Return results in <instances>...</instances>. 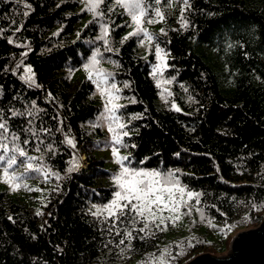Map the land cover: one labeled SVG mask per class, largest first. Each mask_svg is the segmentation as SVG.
Returning <instances> with one entry per match:
<instances>
[{
    "label": "trees",
    "instance_id": "1",
    "mask_svg": "<svg viewBox=\"0 0 264 264\" xmlns=\"http://www.w3.org/2000/svg\"><path fill=\"white\" fill-rule=\"evenodd\" d=\"M143 1L165 9L148 56L139 53V37L124 39L127 14L115 0L93 17L82 0H0V109L7 117L34 100L43 109L37 130H51L40 133L39 152L38 141L25 148L42 157L33 164L43 171L10 170L31 194L28 204L0 189V264H185L204 250L223 254L239 231L264 220V0H177L175 12L172 0ZM157 46L167 56L166 100L153 75ZM97 51L107 86L119 89L115 114L126 127L118 133L128 136L115 145L125 162L172 172L199 193V224L209 239L166 244L157 228L139 232L141 221L129 241L127 218L112 228L106 216L92 215L114 196V170L98 153L108 137L96 125L103 112L96 84L72 74ZM25 66L35 85L20 78ZM9 127L22 147L26 138L35 141L26 118H12ZM74 158L79 167L69 172Z\"/></svg>",
    "mask_w": 264,
    "mask_h": 264
},
{
    "label": "snow or ice",
    "instance_id": "2",
    "mask_svg": "<svg viewBox=\"0 0 264 264\" xmlns=\"http://www.w3.org/2000/svg\"><path fill=\"white\" fill-rule=\"evenodd\" d=\"M105 0H88L87 10L94 12L96 15H103V13H97L96 9L103 4ZM157 3L160 0H156ZM182 3L185 6H188V0H182ZM115 4L124 8L128 15L131 17L132 23L136 25L134 30L128 34L124 39H128L130 36H137L143 33V36L151 42L152 37L147 32V30L142 26L143 18L146 15V12L143 8V0H115ZM30 7V6H29ZM113 9L109 8V11ZM27 15V13H25ZM155 15L160 18L162 21L164 19L163 13L157 9ZM148 23L156 22L152 19L147 21ZM103 28L105 36L108 34V26L101 25ZM21 28L17 27L16 31H20ZM163 33V29L161 30ZM104 39V37H101ZM12 41L9 40V43ZM105 45L108 44L107 39H104ZM107 51H112L111 48H108ZM162 49L157 46L155 53L157 57L163 60L161 55ZM26 56L27 53H22ZM100 56L99 51L95 52L91 58L89 64H86L85 70L88 72V79L93 78V74L102 75V70L97 67L100 64V60L97 58ZM23 61L17 64V69L21 67ZM24 74L20 77L29 85H35L36 81L34 79V73L30 66H25L23 69ZM110 75V74H108ZM108 75H104V80L107 81ZM100 87V84H97ZM127 86V85H125ZM110 89H101V94L108 97L107 103L105 105L106 112L110 113V120L117 123V127L123 129L126 127L123 123H118L119 118L115 116V110L121 105L114 103V101L119 99V96L115 95L116 92H119V89L115 83L110 85ZM51 95V94H49ZM179 111V109H176ZM9 115L5 117L4 111L0 109V167L3 169V176L5 182L9 183L13 190H16L20 187L19 181L22 179L21 176H17L14 171V168L23 165L25 167V172L43 171V167H35L33 161L42 160V157L28 156L25 148L30 143L37 142L35 150L39 152L40 145H44V140L41 139L40 133L48 135L51 130L48 128H40L37 130L34 121L37 119L40 112L43 109H40L36 101H31V106L25 105V110H15L9 109ZM14 117H22L27 119V129L26 131L30 133L34 140L24 139L22 147L19 143L20 134L15 130L9 127V121ZM110 132L114 133L113 142L114 144H121V135L128 136V132L124 131L122 134H116V130L111 127L109 124ZM67 144L71 145L73 148L76 147L72 139L66 138ZM11 144V147L9 146ZM126 146V145H125ZM46 150L49 152H55V149L51 143L47 144ZM135 147V145H132ZM113 156L116 158L115 162L120 165L119 173L113 177V182L118 188L114 192V199H112L108 204L104 205L102 208H97L95 212L92 213L94 216L107 214L105 219L112 221V228H115L118 223H121L123 218H127L128 221L133 225L132 230H126L124 235L130 241L133 239V232L136 231L135 224L143 221V227L139 228L138 231L143 233L145 229L149 227V224H155L157 228H160L164 224L165 217L161 215L165 210L177 213L172 219L173 222L180 219L179 209L182 204H186L187 201L184 200L185 194L188 199H196V202L199 203V193H193L191 191L185 190L182 187L178 180L175 179V174L172 172L167 173L166 175L156 171V170H144L136 169L124 166L123 161L128 160V157H121L117 148L113 147L112 149ZM24 158V159H19ZM79 167V162L75 158L73 159L72 167L68 169L69 172L76 170ZM45 175L47 173L45 172ZM26 187V185H25ZM96 207L95 205L93 206ZM191 209H189V212ZM39 215V213H37ZM11 219V218H10ZM159 220V223L156 221ZM111 231V229H110ZM117 235H120V232L117 231ZM121 244L124 243V240L120 241Z\"/></svg>",
    "mask_w": 264,
    "mask_h": 264
},
{
    "label": "rangeland",
    "instance_id": "3",
    "mask_svg": "<svg viewBox=\"0 0 264 264\" xmlns=\"http://www.w3.org/2000/svg\"><path fill=\"white\" fill-rule=\"evenodd\" d=\"M176 1L177 0H172V4L170 6V10L172 12H175ZM87 4H88V0H82L83 8L87 9ZM143 8H144V10L146 12V15L143 18V25L142 26L151 35L152 40H151V42H149L147 40V38H145L143 36V33L137 35V37L140 38L139 53L141 55H143V56H148L149 52H150V49L153 46V34L154 33H159L161 31V23L164 20L163 19L161 21L160 18L155 15V12H156L157 9H159L163 13V15L165 17V9H164V7L159 6V5L154 6L152 4H146L144 1H143ZM96 11H97V9H96ZM124 11H125V9H124ZM126 14H127L128 26H127V30H126V32L124 34V38L126 36H128V34L130 32H132L134 30V28L136 27V25H134L132 23L131 17L128 15L127 12H126ZM90 15H91V17H93L96 14L91 11ZM149 19H152V20H154L156 22L148 23L147 21ZM132 37H135V36H130V37H128V39H130ZM128 39H126V40H128ZM161 55L163 56V60L159 59L157 57L156 53H155L156 63L154 65V67H153V75H154V77L156 79V82H157L158 86L161 89L160 97L163 100H166V98H167L166 97V93L167 92L169 93V91H170L171 81H169L165 77V70L167 69V56H166L164 51H162ZM72 78H73V80L75 82H77L79 79L90 80V79H88V72L85 70L84 66L76 69L73 72V74H72ZM91 81H93L96 84V87H97L96 93L94 95V98H96L97 102L100 105L103 106V112L98 116L96 125L101 127L102 131L108 137V142L99 150L98 153L106 159L107 167L110 170H114V176L113 177H115L120 171V165L115 162L116 158L113 156V152H112L113 147L118 149L119 155L121 157H125V156H123L121 150L113 142L114 133H112V132H110L108 130L109 129V124H111V127L116 130V134H119L118 131L120 129V128L117 127V123L116 122H112L110 120V115L111 114L106 112V110H105V105L107 103L108 97L106 95H102L101 94V89H108V90H111V89H110V87L107 86L106 81L104 80V76H102V75H96L94 73L93 74V78L91 79ZM98 83L100 84V87L97 86ZM114 103L119 104V102L117 100L114 101ZM115 116H116V114H115ZM118 123H122V122L118 120ZM82 159H84V158H82ZM123 163H124V166L135 168L132 165V163H130V162L127 163V162L123 161ZM136 169H144V168H136ZM144 170H149L150 171L152 169H144ZM113 177L110 180V185L115 187V189L117 191L118 188L115 186V184L113 182ZM0 181L1 182L4 181L3 183L0 184V189L9 190L13 195L19 197L23 201H27V204H28V200L29 199H27L26 195L30 196L31 194L30 193H28V194L27 193L26 194L23 193L21 190H19V189H22L21 187H19L16 190H13V188L10 186V184L5 182V178L3 176L2 167H0ZM179 184L182 187L185 188L186 192L187 191H191V190H188L180 182H179ZM191 192L195 193L194 191H191ZM23 194H25V196ZM112 199H114V196H113ZM184 200L187 201V203L186 204H182L180 206V209H179L180 219L178 221L173 222L172 219H169V218L174 217L175 215H177V213L165 210L161 214V215H163L165 217V221H164V224L160 226V228H157L155 224H152V223L149 224L148 228L150 230H153L154 228H157V229L161 230L164 233V238H165V243L166 244H170V243L176 242L178 238H186L189 241L190 245H193V244L196 243V241H197V239L199 237H201L202 239H203V237L208 238V239L210 238L209 235H206L205 228L199 224L200 220L198 218V205L195 203L196 199L193 198V199L189 200L187 195L185 194ZM104 205H106V204H104ZM104 205H96V207L94 209V212L97 210V208H102ZM189 209H191L190 212H189ZM106 215L107 214L105 213L104 215H99V216H106ZM156 223H159V220H157ZM257 227H255V228H257ZM242 231H245V230H242ZM239 232H241V231H239ZM229 250H230V245H229V248L227 249V251H225L223 254L218 255V256H217V254L210 253L207 250H204V251L200 252L199 254H197L196 257H198L199 255H202V254H211L212 256H216V257L227 256L229 254ZM196 257H194V258H196ZM194 258H192V259H194Z\"/></svg>",
    "mask_w": 264,
    "mask_h": 264
},
{
    "label": "water",
    "instance_id": "4",
    "mask_svg": "<svg viewBox=\"0 0 264 264\" xmlns=\"http://www.w3.org/2000/svg\"><path fill=\"white\" fill-rule=\"evenodd\" d=\"M186 264H264V220L257 228L237 233L227 256L202 254Z\"/></svg>",
    "mask_w": 264,
    "mask_h": 264
}]
</instances>
